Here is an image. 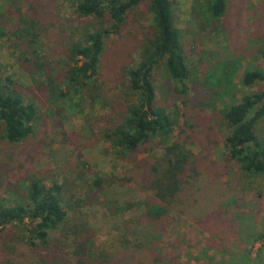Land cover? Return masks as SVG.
<instances>
[{
  "label": "trees",
  "instance_id": "16d2710c",
  "mask_svg": "<svg viewBox=\"0 0 264 264\" xmlns=\"http://www.w3.org/2000/svg\"><path fill=\"white\" fill-rule=\"evenodd\" d=\"M72 1L76 14L97 23L79 38L68 34L64 48L67 90L60 92V96L68 98L73 92L77 98L90 100L91 105L97 101L102 108H107L106 115L113 118V123L101 122V126L99 122L92 135L98 136V141L111 143L117 156L130 165L118 180L144 195L138 205L142 210L123 220V231L112 246L98 249L94 229L81 209L99 203L93 187L102 180L97 176L94 183L83 181V191H79L83 197L76 196L74 188L77 187L72 181L67 199L59 183L46 185L37 175H32L26 179V193L20 194L22 200L7 206L0 204V237L8 238L10 230L16 227H22L24 233V239L10 238L17 252L16 264H25V261L27 264L35 261L42 264H170L161 253L160 244L175 221L174 215L187 219V233L196 231L208 236L207 246L201 253L206 264H242L235 243L245 241L243 235L246 236L248 223H243V212L240 218L231 214L234 208L230 205L227 186L220 181L218 166L205 159V155L213 138L219 137L209 123L214 124V105L221 102L224 105L221 121L226 133L220 139L227 153L225 158L243 174H264V138L257 131L264 122V71L255 69L244 73L241 87L253 90L244 92L235 81L240 62L248 60L245 49H252L254 44L245 42L248 38H240L237 49L229 53L233 58H220L201 67L202 90L186 101L181 96H187V84L198 73V69L187 63L188 52L198 41L183 43L170 0ZM232 1L193 0L189 16L196 22L194 36L218 32L217 26ZM140 8H145L152 19L150 30L143 33L137 49L138 61L118 63L113 59L107 67V74L115 76L114 90L121 92L123 102L119 103V99L110 96V89L103 91L100 87V69L110 38L123 30L129 17ZM48 13L38 0L30 20L32 28L43 31L41 19ZM29 32L40 36L31 26L23 25L17 31L20 38ZM255 50L256 57L264 60V48ZM22 61L29 62L24 58ZM42 63L33 62L31 74L43 78L47 90L50 86L54 95L58 83L46 75ZM161 71L165 73L158 81L155 74ZM166 84L170 86L163 96ZM101 95L106 101L102 104ZM177 102L183 104L182 112ZM196 106L203 115L191 111ZM36 122L35 103L0 83V139L9 145L20 144L34 133ZM175 131L177 137L173 140ZM157 147L161 150L159 154ZM26 220L31 224L30 229L24 228ZM181 239L175 236L180 247ZM259 261L257 255L253 264Z\"/></svg>",
  "mask_w": 264,
  "mask_h": 264
},
{
  "label": "rangeland",
  "instance_id": "374dc122",
  "mask_svg": "<svg viewBox=\"0 0 264 264\" xmlns=\"http://www.w3.org/2000/svg\"><path fill=\"white\" fill-rule=\"evenodd\" d=\"M170 1L173 19L181 32L183 43L198 41L194 48L189 50L187 61L189 67L198 69V73L193 79L194 85L191 81L187 84V96H181V99L189 101L198 95L197 91L202 90L201 67L220 58H233L234 55L229 56V53L237 49L240 38H248L245 42L251 41L254 47L245 49L248 60L243 59L237 68V84L241 87L242 77L247 71H264V60L255 54V49L264 48V0H233L226 15L221 19V27L217 26L218 32L206 33L205 37L194 36L196 22L189 16L193 0ZM41 3L49 13L41 19L44 30L40 32L35 27L32 28L30 23L38 0H0V83H5L21 93L25 100L34 102L37 107L35 131L27 140L9 145L0 139V204L7 206L22 200L20 194L26 193V179L32 175H37L46 185L59 183L64 188L67 199L72 181L77 187L74 188L76 196L83 197L82 193H79L83 191V181L92 183L97 181L94 179L98 176L102 183L95 184L93 191L97 192L99 203L83 207L81 211L94 229L96 247H110L123 231V220L141 213L142 207L138 208V205L143 201L144 195L120 183L118 179L130 165L117 156L111 143L98 141V136L92 135V130L99 122L101 126V122L108 125L113 123V118L106 115L107 108H102L97 101L91 105L90 100L85 97L77 98L73 92L68 98L60 96V92L67 90L65 40L68 34L75 39L79 38L87 29H92V25L97 21L76 14L72 0H41ZM151 19L145 8L135 10L124 29L110 38L109 50L104 53L99 85L103 91L110 89V96L119 99V103H122L123 99L121 92L114 90L112 81L115 76L107 74L108 64L113 59H117L118 63L138 61L137 49L143 33L150 30ZM23 25L31 26L32 31L40 36L29 32L23 35L24 38H20L17 31ZM23 58L29 62H23ZM35 61H42L46 75H51L55 83H58V90L52 89L54 95L50 86L47 90V83L43 78L31 74V65ZM164 73L161 71L155 74L158 81L161 77L163 79ZM7 80L11 84H8ZM164 87L163 96H166L167 84ZM241 88L244 92L253 90ZM102 99L104 96L101 95L100 104L106 102ZM177 106L182 112L183 104L177 102ZM214 106L215 120L208 119H213L214 124L209 125L219 137L213 138L208 145L205 159L218 166L220 181L225 183L227 194L231 196L229 201L234 208L231 214L240 218L241 212L246 213L243 214V223H248V228L244 231L246 236L243 235L245 241L235 243L236 251L241 254L242 264H253L257 255L260 257L259 264H264V174H243L231 160L226 159L227 153L220 139L226 133L220 114L224 105L217 102ZM187 108L190 109L188 105ZM191 109L195 114H202L199 106ZM257 131L264 138V122L260 123ZM1 132L0 127V134ZM176 137L177 131L173 133V140ZM159 149L157 147V154L161 153ZM194 149L197 150V147ZM174 216L175 221L160 244L161 253L170 264H206L201 253L207 246L208 236L196 231L187 233V219ZM30 225L29 220H26L24 228L30 229ZM21 228H12L8 238L0 237V264L17 263V252L12 248L10 238L22 237L24 233ZM176 235L184 240L181 239V247L175 242ZM23 259L26 260V256ZM24 263L27 264L26 261ZM29 264L42 263L35 261Z\"/></svg>",
  "mask_w": 264,
  "mask_h": 264
}]
</instances>
